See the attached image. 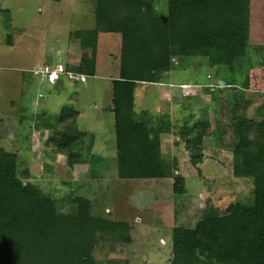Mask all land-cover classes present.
<instances>
[{
    "label": "rangeland",
    "instance_id": "rangeland-1",
    "mask_svg": "<svg viewBox=\"0 0 264 264\" xmlns=\"http://www.w3.org/2000/svg\"><path fill=\"white\" fill-rule=\"evenodd\" d=\"M167 4L168 0H155L156 10L163 14ZM94 7L95 0H0V147L29 161L30 175L25 180L37 183L57 200L74 192L71 197L81 195L93 201L94 214L131 225L130 242L99 236L93 251L98 263L171 264L174 227H194L214 213L212 209L223 213L231 202L250 197L253 187L250 181L231 174L232 153L216 148L214 136L204 139L207 160L199 173L176 133L183 126V116L207 119L209 131L219 130L223 123L230 128L231 111L260 120L263 60L250 70L243 97H234L232 88L213 85L216 67L201 57L185 62L175 59L173 69L163 75L164 82L175 87L172 92L170 85H163V94L171 91L166 94L170 97L160 99V83L136 82L134 108L139 118L168 114L176 128L161 134L166 177L120 179L111 97L112 80L120 75L122 35L99 32L93 43ZM7 8L9 13L1 11ZM247 24L252 50L259 53L264 45V0L253 4L249 0ZM85 57L95 62L97 76L81 81L73 68ZM53 70L59 78L50 82ZM237 98L250 102L246 110L244 105L232 109ZM69 105L79 111L75 117L78 128L96 136L88 163L73 170L67 168L65 155L47 145L48 138L64 128L67 120L59 123V117ZM188 108H194L195 115ZM44 122L54 125L46 129ZM91 167L100 168L103 178L92 179ZM178 174L186 181L187 191L181 195L173 192ZM63 204L65 211L71 208L67 201Z\"/></svg>",
    "mask_w": 264,
    "mask_h": 264
},
{
    "label": "trees",
    "instance_id": "trees-1",
    "mask_svg": "<svg viewBox=\"0 0 264 264\" xmlns=\"http://www.w3.org/2000/svg\"><path fill=\"white\" fill-rule=\"evenodd\" d=\"M248 5L249 0H168L163 14L156 10L155 0H95L92 42L98 41L99 32L122 35L120 75L113 80L111 107L120 179L166 177L161 134L175 126L168 114L139 118L134 108L136 82L163 83L175 59L201 57L216 67L213 85L232 88L234 97L244 96L250 70L262 60L264 64V45L257 53L249 40ZM1 11L9 13L8 8ZM95 68V62L85 57L73 70L94 76ZM245 100L235 99L232 109L244 105L246 110L250 102ZM195 111L187 110L192 116ZM258 112L260 120L231 111L230 128L223 123L214 131H209L207 119L183 116L176 133L196 169L200 171L207 160L204 139L214 136L216 148L232 153L231 174L253 187L250 197L231 202L223 213L212 209L215 214L201 218L194 227H174L171 264H264V100ZM78 114L73 106L64 107L59 123L67 120L66 124L47 143L54 153L66 156L70 170L88 163L96 137L78 128ZM51 125L44 122L42 127ZM99 169L91 167L92 179L103 178ZM29 175V161L0 147V264H101L93 255L99 236L131 241L130 224L94 214L93 201L71 197L74 192L59 201L37 183L26 181ZM185 183L183 175L174 176L173 192L186 193ZM63 201L71 205L69 210L63 209Z\"/></svg>",
    "mask_w": 264,
    "mask_h": 264
},
{
    "label": "crops",
    "instance_id": "crops-1",
    "mask_svg": "<svg viewBox=\"0 0 264 264\" xmlns=\"http://www.w3.org/2000/svg\"><path fill=\"white\" fill-rule=\"evenodd\" d=\"M96 71H97V70H96ZM95 76H97V74H95L94 77H95ZM87 77H88V76L86 75V78H87ZM58 78H59V77H58ZM113 80H114V79H113ZM113 80H112V81H113ZM154 84H155V83H154ZM166 84H167V85H170V87H168V88H169L172 92H173V89H175V87H174V88H171V87H172V83H165V82H164V83L157 84V85L160 86V89H161V90H160V92H161V94H160V99H163V98H166V97H170L169 95H170L171 91L165 93V95H164L163 92H162V90H163V85H166ZM143 92H144V91H143ZM166 94H169V95H166ZM182 95H187L186 97H189V95H193V94H189V95H188V94H182ZM111 101H112V97H111ZM182 107L184 108V106H182ZM159 112H161V109H160ZM171 119H172V117H171ZM174 125H175V124H174ZM175 128H176V126H174V127L172 128V130L175 129ZM172 132H173V131H172ZM82 165H83V164H82ZM77 166H80V165H77ZM77 166H76V167H77ZM76 167H75V168H76Z\"/></svg>",
    "mask_w": 264,
    "mask_h": 264
},
{
    "label": "bare ground",
    "instance_id": "bare-ground-1",
    "mask_svg": "<svg viewBox=\"0 0 264 264\" xmlns=\"http://www.w3.org/2000/svg\"><path fill=\"white\" fill-rule=\"evenodd\" d=\"M51 74H54V77H53V79L52 78L50 79L51 80L50 82L56 81V79H58V77H59V74H57L54 70L51 71ZM77 75L82 76L80 78L81 81H85L86 80V75H81V74H77ZM49 77H50V75H49ZM83 77H85V78H83Z\"/></svg>",
    "mask_w": 264,
    "mask_h": 264
}]
</instances>
